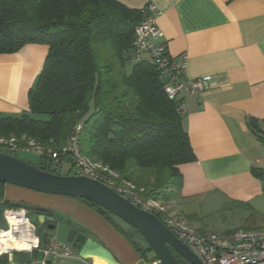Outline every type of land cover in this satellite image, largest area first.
Listing matches in <instances>:
<instances>
[{"label": "trees", "instance_id": "16d2710c", "mask_svg": "<svg viewBox=\"0 0 264 264\" xmlns=\"http://www.w3.org/2000/svg\"><path fill=\"white\" fill-rule=\"evenodd\" d=\"M142 14L143 8L117 0H0V53L16 52L30 43L47 47L36 83L28 91V110L19 116L0 115V139L59 151L79 123L83 156L107 166L115 172L117 182L131 184L143 199L163 204L182 185L179 165L196 157L182 125V112L177 110L179 99L166 96L147 56L131 59L134 29ZM100 44L111 48V59H100L101 48L96 49ZM251 126L264 142V132L252 121ZM38 166L47 170L48 159L41 157ZM135 167L145 171L135 175ZM251 171L256 177L264 176L261 168ZM136 176L144 180H136ZM4 184L0 191L6 209L51 215L38 205L4 200ZM77 199L109 221L142 256L151 249L148 243L140 244L136 229L128 226L133 233L124 230L99 205ZM77 232L70 231V240ZM37 233L44 243L47 235L40 229ZM16 253H12L13 259ZM38 255L31 252L27 261ZM0 258L8 263L6 254ZM178 260L188 264L179 256Z\"/></svg>", "mask_w": 264, "mask_h": 264}, {"label": "crops", "instance_id": "0c3cea01", "mask_svg": "<svg viewBox=\"0 0 264 264\" xmlns=\"http://www.w3.org/2000/svg\"><path fill=\"white\" fill-rule=\"evenodd\" d=\"M117 1L136 9L154 4L158 40L176 62L185 57L183 80L212 78L213 86L206 91L181 95L182 125L196 159L179 165L182 185L163 202L165 215H174L190 231H197L198 224L189 217L193 213L187 212L195 198L251 201L264 194L263 178L251 171L264 170V142L251 126L252 121L264 132V0ZM46 52V45L30 43L16 52L0 53V115L19 116L28 110V91L36 83ZM3 197L11 201L32 197L33 205L50 211L55 228L63 223L68 236L72 229L83 232L107 247L118 264H150L155 259L147 252L142 256L109 221L76 197L31 193L8 183ZM27 253L18 252L15 258L27 261L31 255ZM10 261L11 257L7 264ZM48 261L94 264L96 260L74 255Z\"/></svg>", "mask_w": 264, "mask_h": 264}, {"label": "built area", "instance_id": "2783aa9c", "mask_svg": "<svg viewBox=\"0 0 264 264\" xmlns=\"http://www.w3.org/2000/svg\"><path fill=\"white\" fill-rule=\"evenodd\" d=\"M155 5L146 4L143 14L135 26L133 39V61L140 60L147 56L157 69L158 78L163 82V88L169 99H179L177 110L183 112L185 104L181 95L200 94L213 86L211 76L187 78L183 80L185 71V57L181 62H176L166 48V45L159 41L161 32L155 22ZM80 124L73 126L64 144L59 151L40 148L35 150L29 146H18L15 139H0V151L15 155L17 151L38 152L42 158L48 159V169L51 161H55L56 171L59 166L65 163L77 166V175H85L95 178L115 191L129 199L136 206L145 209L155 215H161L162 222L196 254L203 264H264V228L237 229L224 235L209 233L203 235L193 234L185 224L174 215H165L164 205L155 200H145L127 183H119L115 180V172L99 162H93L83 156L79 151L78 131ZM32 144V143H31ZM68 156V161L64 158ZM15 213L19 217L17 223H11L8 213ZM12 213V214H13ZM26 209H5L4 215L8 223L7 231L17 241L27 244V247H16L15 245L5 246L0 243V256L9 255L13 252H33L40 256V264H45L49 259L70 258L77 255V250L69 245L60 242L56 235L46 236V241L41 243V237L37 233L36 226L31 223ZM163 213V214H162ZM140 244L147 243L140 235L136 236ZM3 245V246H2ZM78 256V255H77ZM151 264H161L158 258Z\"/></svg>", "mask_w": 264, "mask_h": 264}, {"label": "water", "instance_id": "95a60500", "mask_svg": "<svg viewBox=\"0 0 264 264\" xmlns=\"http://www.w3.org/2000/svg\"><path fill=\"white\" fill-rule=\"evenodd\" d=\"M1 183L46 194L86 199L136 229L153 249L161 264H180L178 256L188 264H203L187 244L182 242L157 215L136 206L112 187L95 178L56 173L55 161H51L50 168L44 170L29 161L0 151V185ZM5 209L0 191V230H6L8 227ZM28 217L36 229L44 226L48 230L55 228V218L51 215L29 213ZM72 246L83 260L101 259L106 264H118L107 247L81 231L74 236Z\"/></svg>", "mask_w": 264, "mask_h": 264}, {"label": "rangeland", "instance_id": "374dc122", "mask_svg": "<svg viewBox=\"0 0 264 264\" xmlns=\"http://www.w3.org/2000/svg\"><path fill=\"white\" fill-rule=\"evenodd\" d=\"M100 59H111L112 58V50L106 44H100L96 47V49H100ZM131 63H126V70L130 71ZM87 114L83 115V118H86ZM31 150H35L33 146L30 147ZM16 157L29 161L35 165H39L41 163V156L38 152L33 151H17L15 154ZM64 160L68 161V156L64 158ZM77 166L70 165L68 162L62 164L58 167L57 173L60 175H73L76 173ZM135 175L138 174L139 171H145L143 169L135 167ZM136 180H144L141 177L136 176ZM264 181V176H263ZM12 185V184H11ZM13 187L25 189V191H30L31 193H39L43 195H48L46 193L38 192L35 190L27 189L24 187H19L13 185ZM24 196H28L25 194ZM207 196V195H206ZM202 198L201 196L195 198V203L189 205L188 211L193 213L189 217L192 219V224H198L199 229L197 231H191L195 235L200 234H219L224 235L229 232H232L237 229H251V228H264V194L257 199H253L251 201H240L231 199L228 197H222L220 200L214 199L209 200ZM31 201H34L32 197H25L23 201L28 204H32ZM199 201V202H198ZM164 205V204H163ZM165 209L167 207L164 205ZM187 210V209H186ZM167 211V210H166ZM165 211V212H166ZM115 220L120 223L124 228L129 229L131 231V227H128L127 223L122 221L121 219L115 217ZM41 233L48 232L56 235L57 239L65 244H69L72 246V240L68 236V227L66 224L61 223L54 230H48L46 227H41ZM133 230V229H132ZM23 252V251H22ZM29 253V252H28ZM27 253V254H28ZM30 254V253H29ZM26 254H21L20 256H24ZM148 257H154L155 253L153 249L147 251ZM30 259L31 255H27ZM11 257V261L9 264H40L41 256L38 255L37 259H32L29 261H23L21 258L13 259V254L7 255V260L9 261ZM3 264V263H0Z\"/></svg>", "mask_w": 264, "mask_h": 264}, {"label": "bare ground", "instance_id": "6f19581e", "mask_svg": "<svg viewBox=\"0 0 264 264\" xmlns=\"http://www.w3.org/2000/svg\"><path fill=\"white\" fill-rule=\"evenodd\" d=\"M12 213L7 214L8 219L11 223H17L20 218L17 217L15 213ZM0 243L4 245H2L3 247L9 245H15L16 247H27L26 243L15 240L7 230H0ZM94 264H104V262L101 259H97Z\"/></svg>", "mask_w": 264, "mask_h": 264}]
</instances>
